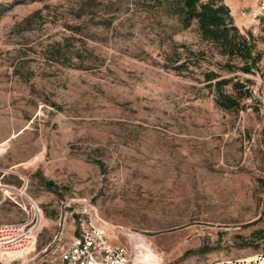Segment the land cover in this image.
<instances>
[{
	"label": "rangeland",
	"instance_id": "1",
	"mask_svg": "<svg viewBox=\"0 0 264 264\" xmlns=\"http://www.w3.org/2000/svg\"><path fill=\"white\" fill-rule=\"evenodd\" d=\"M223 2L262 53L249 73L141 0H0V224L42 217L19 262L68 245L85 204L159 264L264 250V37L255 0ZM209 71L248 89L238 108Z\"/></svg>",
	"mask_w": 264,
	"mask_h": 264
},
{
	"label": "built area",
	"instance_id": "2",
	"mask_svg": "<svg viewBox=\"0 0 264 264\" xmlns=\"http://www.w3.org/2000/svg\"><path fill=\"white\" fill-rule=\"evenodd\" d=\"M253 18L264 37V0H255ZM31 210L35 213L29 221L0 224L1 264H8L3 260L13 261L14 264H29L30 259L19 260L34 250L42 219L39 209L33 203ZM74 221L76 231L68 245L54 248L52 252H56V255L42 260L40 264H136V256L145 251L137 244L118 242V234L112 233L109 224L88 204L75 215ZM61 233L62 230L55 239L59 240ZM201 264H264V250L246 256L217 258Z\"/></svg>",
	"mask_w": 264,
	"mask_h": 264
},
{
	"label": "trees",
	"instance_id": "3",
	"mask_svg": "<svg viewBox=\"0 0 264 264\" xmlns=\"http://www.w3.org/2000/svg\"><path fill=\"white\" fill-rule=\"evenodd\" d=\"M99 2L112 5L118 0ZM141 3L143 10L147 12H164L168 16H175L182 28L196 23L201 38L217 44L220 54L228 58L239 57L242 60V65L238 67L241 71L249 73L252 68H258L262 53L256 49L253 35L249 31L246 34L240 32L234 23L230 8L223 0H141ZM225 66L228 69L235 67L229 61L225 62ZM214 78L215 73H204L207 84L218 87L217 104L224 110L238 108L240 98L244 97L248 89L238 81H233V92L242 91L240 95L235 96L219 89L231 83L230 78L218 79L212 83ZM44 185L48 189L52 188L50 180L44 181Z\"/></svg>",
	"mask_w": 264,
	"mask_h": 264
},
{
	"label": "bare ground",
	"instance_id": "4",
	"mask_svg": "<svg viewBox=\"0 0 264 264\" xmlns=\"http://www.w3.org/2000/svg\"><path fill=\"white\" fill-rule=\"evenodd\" d=\"M129 235V241L133 244H137L140 247H142L145 251L143 254L137 255L135 258L136 264H158L159 259L156 257V255L153 253L151 248L143 242V240L135 233H128ZM153 261V262H152Z\"/></svg>",
	"mask_w": 264,
	"mask_h": 264
}]
</instances>
